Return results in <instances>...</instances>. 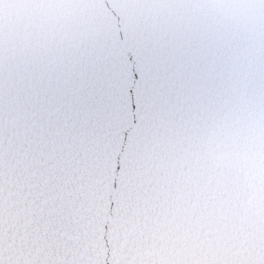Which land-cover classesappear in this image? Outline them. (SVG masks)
<instances>
[{
    "label": "snow or ice",
    "instance_id": "snow-or-ice-1",
    "mask_svg": "<svg viewBox=\"0 0 264 264\" xmlns=\"http://www.w3.org/2000/svg\"><path fill=\"white\" fill-rule=\"evenodd\" d=\"M0 264H264V0H0Z\"/></svg>",
    "mask_w": 264,
    "mask_h": 264
}]
</instances>
